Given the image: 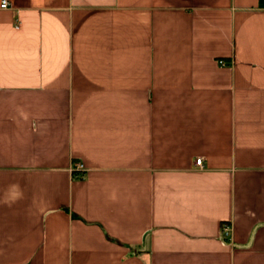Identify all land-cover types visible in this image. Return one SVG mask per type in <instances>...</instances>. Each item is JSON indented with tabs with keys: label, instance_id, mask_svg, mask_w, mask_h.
<instances>
[{
	"label": "crops",
	"instance_id": "obj_1",
	"mask_svg": "<svg viewBox=\"0 0 264 264\" xmlns=\"http://www.w3.org/2000/svg\"><path fill=\"white\" fill-rule=\"evenodd\" d=\"M6 1L0 264H264V0Z\"/></svg>",
	"mask_w": 264,
	"mask_h": 264
},
{
	"label": "built area",
	"instance_id": "obj_2",
	"mask_svg": "<svg viewBox=\"0 0 264 264\" xmlns=\"http://www.w3.org/2000/svg\"><path fill=\"white\" fill-rule=\"evenodd\" d=\"M0 8L1 9L8 8V3H7L6 0H2L0 2ZM218 63H219V65H224V63L222 61H218ZM195 165L198 166V167H201V165H202V159L201 158L196 159L195 160ZM74 169H75L74 172H77L78 174L84 170L83 167H82V165L80 163H77L75 165V168ZM78 176H80V174ZM228 234H229V226H224L222 228V235L224 237H227Z\"/></svg>",
	"mask_w": 264,
	"mask_h": 264
}]
</instances>
